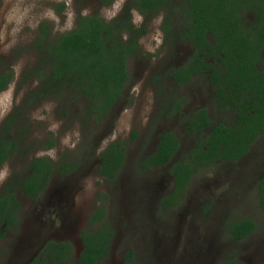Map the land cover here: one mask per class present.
<instances>
[{
  "label": "rangeland",
  "instance_id": "1",
  "mask_svg": "<svg viewBox=\"0 0 264 264\" xmlns=\"http://www.w3.org/2000/svg\"><path fill=\"white\" fill-rule=\"evenodd\" d=\"M129 2L114 0L104 6L100 0H0V72L14 73L0 93V136L16 138L18 145L0 167V193L11 177L25 174L34 157L48 156L56 166L38 199L18 192L19 226L0 240V264H29L49 240L71 242L78 258L84 247L81 233L100 205H105L106 219L115 229L111 250L101 264H123L130 248L139 264H217L229 258L241 264L264 263V214L257 192L264 173V138L244 159L218 162L197 173L184 200L164 210L163 200L174 188L172 174L167 166L141 170L138 164L154 153L160 132L169 130L179 137L177 159L186 157L195 144L181 115L157 121L165 115V101L173 92L187 99L186 112L202 107L213 111L214 90L204 77L177 87L167 76L193 49L186 41L165 45L164 11L148 22V32L139 40L141 53L128 61L131 80L126 94L102 121L83 123L79 103L66 107L62 95L38 106L23 103L40 83L32 69L37 60L33 43L42 22L57 36L74 29L79 14L98 12L111 20L121 16ZM131 14L135 27H140L144 16L136 10ZM181 20V13L174 17L177 28ZM11 115L17 123L7 133L1 126ZM52 140L53 147L45 149ZM113 141L130 143L123 170L108 179L99 174V155ZM64 162L76 170H59ZM242 217L254 219L257 230L247 240L234 242L226 232L227 221Z\"/></svg>",
  "mask_w": 264,
  "mask_h": 264
},
{
  "label": "trees",
  "instance_id": "2",
  "mask_svg": "<svg viewBox=\"0 0 264 264\" xmlns=\"http://www.w3.org/2000/svg\"><path fill=\"white\" fill-rule=\"evenodd\" d=\"M100 2L109 6L114 0ZM132 10L144 16L140 27L132 22ZM163 11L165 45L186 41L193 49L188 60L173 65L167 76L177 87L197 76L204 77L214 90V103L213 111L202 107L186 112L187 99L176 92L168 97V105L165 101V115L157 121L163 116L181 115L195 144L186 157L177 159L181 141L172 131H163L158 134L154 153L138 163L141 170L167 166L172 174L174 188L164 198L162 210L184 200L197 173L218 162L244 159L264 138V0H130L121 16L106 20L98 12L79 14L76 27L57 36L42 22L33 43L37 60L32 69L40 83L23 99L24 104L38 106L62 95L66 107L79 103L76 108L82 109L83 123L102 121L125 96L131 80L128 61L141 53L139 40L148 32V22ZM179 13L182 26L177 28L174 17ZM13 77V71L0 72V93ZM16 123L17 118L11 115L1 127L9 133ZM137 138L135 131L133 139ZM15 139L0 136V167L18 149ZM129 143L113 141L100 153L101 176L117 178L126 164ZM53 145L52 140L45 149ZM58 168L66 173L76 170L67 162ZM55 169L52 158L34 157L25 174L10 178L0 193V240L9 229L19 226L22 206L18 192L38 199ZM257 192L264 214V173L258 178ZM105 209V205L97 206L88 218L78 258L73 255L71 242L49 240L29 264H101L115 236ZM256 230L257 223L251 217L230 219L226 225L234 242L247 240ZM123 264H139L135 249L126 252ZM217 264L241 263L229 258Z\"/></svg>",
  "mask_w": 264,
  "mask_h": 264
}]
</instances>
